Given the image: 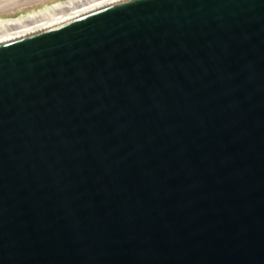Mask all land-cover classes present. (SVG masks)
<instances>
[{
	"label": "water",
	"instance_id": "1",
	"mask_svg": "<svg viewBox=\"0 0 264 264\" xmlns=\"http://www.w3.org/2000/svg\"><path fill=\"white\" fill-rule=\"evenodd\" d=\"M0 264H264V0L0 41Z\"/></svg>",
	"mask_w": 264,
	"mask_h": 264
},
{
	"label": "bare ground",
	"instance_id": "2",
	"mask_svg": "<svg viewBox=\"0 0 264 264\" xmlns=\"http://www.w3.org/2000/svg\"><path fill=\"white\" fill-rule=\"evenodd\" d=\"M34 0H14V4ZM115 0H68L40 10H32L13 20H0V41L60 22Z\"/></svg>",
	"mask_w": 264,
	"mask_h": 264
},
{
	"label": "rangeland",
	"instance_id": "3",
	"mask_svg": "<svg viewBox=\"0 0 264 264\" xmlns=\"http://www.w3.org/2000/svg\"><path fill=\"white\" fill-rule=\"evenodd\" d=\"M68 0H34L30 3L14 4V0H0V20H13L32 10H40Z\"/></svg>",
	"mask_w": 264,
	"mask_h": 264
}]
</instances>
